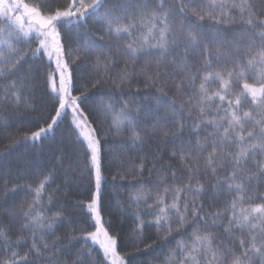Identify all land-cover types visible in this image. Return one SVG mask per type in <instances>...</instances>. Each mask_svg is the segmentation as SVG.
Instances as JSON below:
<instances>
[{
    "label": "snow or ice",
    "instance_id": "1",
    "mask_svg": "<svg viewBox=\"0 0 264 264\" xmlns=\"http://www.w3.org/2000/svg\"><path fill=\"white\" fill-rule=\"evenodd\" d=\"M16 119L0 264H264V0H0V130ZM61 123L71 154L38 167Z\"/></svg>",
    "mask_w": 264,
    "mask_h": 264
},
{
    "label": "trees",
    "instance_id": "2",
    "mask_svg": "<svg viewBox=\"0 0 264 264\" xmlns=\"http://www.w3.org/2000/svg\"><path fill=\"white\" fill-rule=\"evenodd\" d=\"M33 47L35 45L33 44ZM80 73H77L79 75ZM171 94V93H170ZM8 111L11 113L12 109L9 108ZM31 113L25 114V117L31 116ZM24 123L23 119H16L14 125L6 130H0V150H2L5 145L9 142L8 134H14L16 131V125H21ZM20 131L26 130L25 128L21 127ZM66 132L64 128V124L61 123L60 127L56 129V133L54 136L50 137L49 141H45V143H51V147L48 148L45 152H43L38 158L34 154H29L28 159L31 160L33 163L37 164L38 167L49 169L58 166V161L55 159V156L59 155L58 152L54 150L56 148H63L64 151L68 154H71V147L68 142L65 140L63 143H58L61 140V134ZM24 152L23 147H18L14 152L10 154V156H0V173L7 172L10 168L14 169L17 163L16 156L18 153ZM130 155H134V153H130ZM168 157L165 156V159ZM65 164L68 163L67 160L64 161ZM139 163V161H137ZM117 171L116 166L109 167L105 162L103 176L105 180L102 184V197H101V207H102V214L105 220L111 219L113 223L114 229L118 230L121 233V236H127L129 233V229L132 226V218L130 215H121L119 208L116 206V201L121 200L126 195L125 192H122L117 185H120L122 182L120 180L113 181L112 177L115 175ZM147 175V173H145ZM56 183H61L60 180H57ZM56 184H51L50 188H55ZM11 199V198H9ZM67 201H79V200H87V194H81V189L77 188L75 185L69 187V195L67 196ZM216 207H220V205H214L208 207V211H215ZM65 209L67 213H73L74 211H78V209H74L71 203L65 204ZM7 217H5V222H7ZM123 221V223H121ZM72 226L65 223L63 226L58 227L56 229V234L61 236L66 235H76L77 233H73L71 231ZM146 231L154 232V229H148ZM14 238V237H13ZM155 239V236L152 237ZM49 241L52 239L48 237ZM80 244H75V248H79ZM26 249H20L21 254ZM153 253H150L146 259H151Z\"/></svg>",
    "mask_w": 264,
    "mask_h": 264
}]
</instances>
